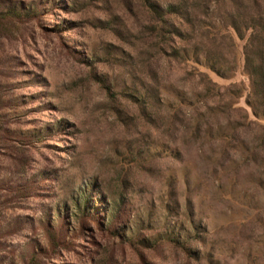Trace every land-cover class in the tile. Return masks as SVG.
Returning <instances> with one entry per match:
<instances>
[{
    "label": "rangeland",
    "instance_id": "obj_1",
    "mask_svg": "<svg viewBox=\"0 0 264 264\" xmlns=\"http://www.w3.org/2000/svg\"><path fill=\"white\" fill-rule=\"evenodd\" d=\"M3 2L41 14L0 37V185L32 187L27 199L0 190L12 208L0 214L11 223L0 264H264V146L236 126L244 100L220 114L230 94L198 96L248 82L241 43L227 46L225 82L169 60L179 39L162 37L144 0ZM142 91L155 94L146 105ZM84 191L97 210L116 203L111 230L85 221L32 259L47 248L50 214L66 204L70 218ZM173 232L184 249L161 240Z\"/></svg>",
    "mask_w": 264,
    "mask_h": 264
},
{
    "label": "trees",
    "instance_id": "obj_2",
    "mask_svg": "<svg viewBox=\"0 0 264 264\" xmlns=\"http://www.w3.org/2000/svg\"><path fill=\"white\" fill-rule=\"evenodd\" d=\"M3 1L0 0V37L17 35L19 20L41 14L37 3L28 5L26 8L21 4L7 7V4ZM144 2L149 13L162 23L163 26L160 29L162 37L170 40V37L176 35L179 39L173 45L174 52L169 60L185 64L191 63L193 65L192 69L198 71L201 76L205 77V75L213 74L221 81L232 80L235 71L228 67L229 61L226 49L230 42L235 44L234 41L237 40L241 43L243 72L248 78V82H232L230 88H233V91L224 85L219 86L220 89L217 95H215L216 90L208 87L199 92L198 96L203 97L204 101H208L216 96L221 100L222 97L230 94L232 100L227 102V107L215 108V111L220 114L235 110L233 106H238L244 100L246 107H238L235 110L240 114L244 113V116L241 114L243 124H237L236 126H240L241 133H255V143L258 146H264V0H193L191 8L188 7L190 0H175L173 4L165 9L159 5L158 0H144ZM209 17L218 20V24H210L206 20H200V18ZM184 24L186 28L187 25L192 24L191 28L186 30L187 32H183ZM201 68L206 69L207 72H201ZM229 74L230 76H228ZM211 83L215 87L218 86L217 82L210 81ZM223 89H225L224 93H222ZM154 95L142 91L135 100L139 104L146 105ZM196 95L194 93V97ZM236 126L233 130L238 131ZM227 138H230V136L227 135ZM26 171L27 169L24 170L23 174H26ZM42 177L44 175H37L38 179ZM14 183L7 184L3 182L0 185V190L8 188L11 194L27 199L29 197L27 195L32 193L29 181L16 182L15 186ZM87 195L86 191L81 192L78 196L73 195L72 201L75 208H73L70 218L65 214L68 208L66 204L63 205L65 208L58 205L56 212L54 210L50 214L51 218H47V232L50 237L47 248L35 247V250L31 253L32 259H35L39 252L46 253L48 249H51L50 247L57 245L60 237L65 234L69 235V239H73L72 236L79 234L81 232L80 228L85 227V221H100L98 224H101L104 219L105 229L111 230L112 223L115 222L114 219L119 211L114 207L116 203H111L112 208L107 212L101 209L97 210L89 205L90 200ZM9 203V201L0 197V214L5 210L12 209ZM55 215L58 220L54 218ZM65 217H68V222L64 221ZM8 223L0 222V236L7 235L10 232L11 223ZM131 233L136 235L134 232ZM181 236L182 234H179L177 238V234L173 232V234L164 235V239L161 240L167 239L168 242L170 241L183 248ZM174 238L176 240H173ZM60 243H58V246ZM186 250L193 257L199 258L201 255L199 250L190 248H186Z\"/></svg>",
    "mask_w": 264,
    "mask_h": 264
}]
</instances>
